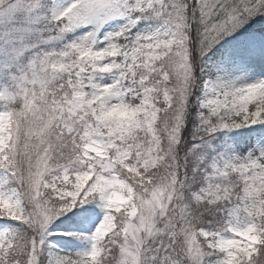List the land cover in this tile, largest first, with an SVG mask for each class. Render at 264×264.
Here are the masks:
<instances>
[{"label": "snow or ice", "instance_id": "obj_1", "mask_svg": "<svg viewBox=\"0 0 264 264\" xmlns=\"http://www.w3.org/2000/svg\"><path fill=\"white\" fill-rule=\"evenodd\" d=\"M0 264H264V0H0Z\"/></svg>", "mask_w": 264, "mask_h": 264}]
</instances>
